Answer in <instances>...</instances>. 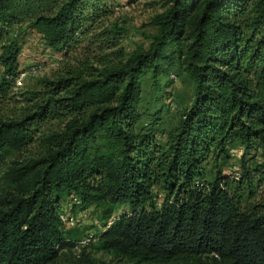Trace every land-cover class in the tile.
<instances>
[{
  "label": "trees",
  "instance_id": "obj_1",
  "mask_svg": "<svg viewBox=\"0 0 264 264\" xmlns=\"http://www.w3.org/2000/svg\"><path fill=\"white\" fill-rule=\"evenodd\" d=\"M163 6L147 50L117 66L100 56L99 71L84 61L15 94L13 26L63 56L82 42L113 49L121 32L103 27L107 0H0V103H24L0 111V159L18 155L0 176V264L53 263L71 245L76 207L99 212L102 227L85 235L101 250L139 263L264 264V0ZM161 76L191 87L167 129Z\"/></svg>",
  "mask_w": 264,
  "mask_h": 264
},
{
  "label": "rangeland",
  "instance_id": "obj_2",
  "mask_svg": "<svg viewBox=\"0 0 264 264\" xmlns=\"http://www.w3.org/2000/svg\"><path fill=\"white\" fill-rule=\"evenodd\" d=\"M107 1L113 8V14L104 22L103 27L108 29L116 25L121 34L119 36V44L113 49L103 52H99L94 47L89 46V48L85 42H82L69 56H63L45 46L40 35L36 31L29 29L26 23L11 28L10 35L16 40L20 48L18 55L19 71L21 73L25 72L31 66L35 68L34 72H28L22 76V84L20 87L14 89L15 94H27L30 91L40 90L42 89V80H54L56 76L64 75L67 68H78L84 61H89L88 64L99 71L103 68V65L99 64V60H97L100 56L108 55L107 67L117 66L122 64L133 53L148 49L151 41L149 36L156 32L151 19L165 9L163 0ZM167 79H171L172 82L163 87V84L168 81ZM160 83L163 90L162 103L166 104V107L169 108L166 113H163L164 128L167 129L178 117V104L182 102L186 103L189 100L191 87L187 81H182L180 76H169V78L161 76ZM152 86L151 79L149 76H146L143 80L140 105L142 109H148V111L158 105V102H155L156 91L152 89ZM17 100L18 103H0L1 114L10 115L12 111L23 107L24 103L20 102V97ZM240 153L241 150L238 148L232 150L234 158H237ZM17 158L18 155L15 152L4 154V157L0 159V176L10 163ZM68 200V198H64L61 204L63 217H65L66 213H71ZM72 216V224L67 226L70 230V235L67 237L71 245L62 249L58 258L51 264H85L84 261L86 260L95 263L105 262L106 264H206L203 258L202 260L193 261L178 259L167 263H139L101 250L98 247V242L81 245L80 239L86 232H94L98 229L95 222H99V212L92 208L82 210L76 207Z\"/></svg>",
  "mask_w": 264,
  "mask_h": 264
},
{
  "label": "built area",
  "instance_id": "obj_3",
  "mask_svg": "<svg viewBox=\"0 0 264 264\" xmlns=\"http://www.w3.org/2000/svg\"><path fill=\"white\" fill-rule=\"evenodd\" d=\"M35 71V68L34 66H31L29 70L25 71V72H22L19 74V76L15 79L14 81V89L18 88L21 86L22 82H21V78L22 76H24L25 73H28V72H34ZM75 201V199H74ZM77 202V201H76ZM72 224V219H70V222H69V225ZM96 226L98 227V229H100L102 227V225L99 223V222H95ZM109 225V222L107 223ZM107 225V226H108ZM106 226V227H107ZM95 239L92 238V235H85L83 236L81 239H80V244L81 245H88L89 243L91 242H94Z\"/></svg>",
  "mask_w": 264,
  "mask_h": 264
}]
</instances>
